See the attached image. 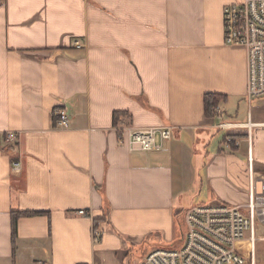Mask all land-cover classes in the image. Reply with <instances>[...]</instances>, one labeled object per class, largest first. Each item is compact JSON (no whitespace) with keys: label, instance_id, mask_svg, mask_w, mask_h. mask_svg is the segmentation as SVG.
<instances>
[{"label":"crops","instance_id":"1","mask_svg":"<svg viewBox=\"0 0 264 264\" xmlns=\"http://www.w3.org/2000/svg\"><path fill=\"white\" fill-rule=\"evenodd\" d=\"M240 1L0 0V264H139L172 239L192 189L248 205L264 127L218 128L264 122L246 49L224 41V8ZM208 93L223 97L214 118ZM161 125L176 128L161 149L119 143L130 126ZM14 211L36 212L20 216L15 242Z\"/></svg>","mask_w":264,"mask_h":264},{"label":"built area","instance_id":"2","mask_svg":"<svg viewBox=\"0 0 264 264\" xmlns=\"http://www.w3.org/2000/svg\"><path fill=\"white\" fill-rule=\"evenodd\" d=\"M224 41L227 45L241 46L247 52V98L251 101L264 97V0H242L231 3L223 12ZM74 45L82 48L81 41ZM56 126L69 127L65 109L56 110ZM254 127L264 122H221L222 130L245 129L251 137ZM172 125L127 128L119 135V143L130 151L161 149L164 142L173 138ZM1 137V136H0ZM5 140L10 145L20 141L19 133L8 131ZM12 170L20 172L22 161L13 160ZM251 177L252 197L248 205L196 204L183 211V240L175 248L157 247L147 253L139 264H256V227L264 225V179L259 183ZM86 214L85 210H79ZM100 238L94 231V240ZM251 243V253L245 256L240 245Z\"/></svg>","mask_w":264,"mask_h":264},{"label":"rangeland","instance_id":"3","mask_svg":"<svg viewBox=\"0 0 264 264\" xmlns=\"http://www.w3.org/2000/svg\"><path fill=\"white\" fill-rule=\"evenodd\" d=\"M262 102H263L262 103L263 105L261 106V108H262V110H264V100ZM250 106H252V109L256 111V101H253L252 103H250ZM200 176H203L202 172H200ZM200 181H201V179L198 178V180L196 182V186L194 189H197V187L200 184ZM187 194H189L190 197L185 199V202L183 203V205H181L178 202L177 207L179 209L175 213V224H174L175 229H174V232L172 233L173 234L172 239L168 243H165L164 245H162V247H164V248H175L178 244H180L182 242V240H183L182 217H183V211L186 208H189V207L196 205V204H204V205L213 204L211 202V199L208 196V192L206 190V187L198 188L197 191L196 190L194 191L192 189V192H189ZM183 208H185V209H183ZM176 227H177V229H176ZM256 235H257V240H256L257 262H256V264H264V225L258 223V225L256 227ZM241 246H243L242 252L244 255L247 256L251 253V243L249 241L246 244L242 243ZM150 249L151 248H149V245H148L147 247H145L144 252L146 253ZM142 254H143V251L141 249H139L138 251H135L131 257L132 258L133 257L134 258L141 257Z\"/></svg>","mask_w":264,"mask_h":264},{"label":"trees","instance_id":"4","mask_svg":"<svg viewBox=\"0 0 264 264\" xmlns=\"http://www.w3.org/2000/svg\"><path fill=\"white\" fill-rule=\"evenodd\" d=\"M223 97L219 94L215 93H208L205 95V114L208 118H214L218 115V110L217 108L219 107ZM123 112H115L114 113V118L115 121H117V117L119 114ZM230 138L229 135H226L225 138ZM233 147L235 146L234 143L230 144ZM25 214H36V212H21V211H14L12 213V235H13V241H16L17 238V226H18V219L20 216H23Z\"/></svg>","mask_w":264,"mask_h":264}]
</instances>
